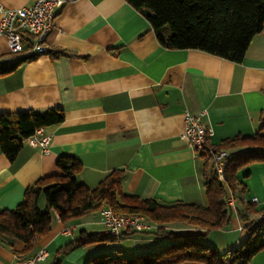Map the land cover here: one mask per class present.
<instances>
[{"label": "crops", "instance_id": "1", "mask_svg": "<svg viewBox=\"0 0 264 264\" xmlns=\"http://www.w3.org/2000/svg\"><path fill=\"white\" fill-rule=\"evenodd\" d=\"M33 2L0 0L7 8H27ZM45 45V54L0 76V116L58 108L64 120L36 132L37 138L49 137L47 152L27 140L12 163L0 152V210L14 209L28 187L57 174L60 156L80 160L78 180L87 188L122 170L126 195L162 206H206L204 159L181 139L185 113L202 114L210 147L250 137L264 120V28L241 62L233 63L198 50L163 48L146 19L124 0H69ZM9 57L0 36V61ZM236 178L235 191H228L234 205L229 226L200 230L203 242L220 254L242 243L248 224L264 211V162L246 166ZM38 208H46L43 197ZM168 229L188 226L175 223ZM81 232L105 234L98 212L66 222L54 214L49 232L26 253L19 240L0 237V264H22L40 250L47 253L40 264L56 259L59 264H85L101 253L91 244L73 246ZM133 243L132 256L161 246L150 238ZM65 246L67 252L58 256ZM247 264H264V250Z\"/></svg>", "mask_w": 264, "mask_h": 264}, {"label": "trees", "instance_id": "2", "mask_svg": "<svg viewBox=\"0 0 264 264\" xmlns=\"http://www.w3.org/2000/svg\"><path fill=\"white\" fill-rule=\"evenodd\" d=\"M124 1L146 19L163 48L198 50L233 63L241 62L253 37L264 28V0ZM32 59L10 54L9 58L0 61V76ZM63 120L64 113L58 108L1 115L0 152L12 163L25 140L38 130ZM234 150L239 151L226 153L224 180L219 182L211 156L220 151ZM199 154L204 159L206 206L184 203L162 206L155 200L126 195L121 190L122 170H114L97 186L87 188L78 180L82 171L80 160L73 156H60L55 161L57 174L38 179L28 187L22 202L14 209L0 210V237L19 240L26 253L49 232L54 214L61 222H66L99 212L105 206L117 215L142 216L153 223L155 229L126 231L119 237L81 232L74 247L113 242L135 233L152 234L169 241V245L158 248L154 253L135 256L94 255L85 264H179L189 261L247 264L264 250V218L251 221L247 226V238L223 254L207 246L202 238L211 230L229 226L233 212L226 205V199L228 191L232 194L238 185L237 172L254 162H264V120L252 136L224 140L218 146H207ZM40 197L46 203L44 211L38 208ZM175 223L184 224L188 229H168V225ZM68 248H61L57 255L65 254ZM54 264H59V259Z\"/></svg>", "mask_w": 264, "mask_h": 264}, {"label": "built area", "instance_id": "3", "mask_svg": "<svg viewBox=\"0 0 264 264\" xmlns=\"http://www.w3.org/2000/svg\"><path fill=\"white\" fill-rule=\"evenodd\" d=\"M69 0H34L30 7L7 8L0 3V36L7 42L9 54L21 57L34 58L45 54V42L50 34L58 12ZM201 115H184V131L181 139L195 152H204L211 133L201 124ZM49 137L37 138V133L27 139L32 147L40 148L42 153L47 152ZM226 152L212 154L214 172L219 182H223V173L226 167ZM256 202V200H252ZM226 205L233 208L232 198L226 199ZM99 216L105 228V234L119 237L126 231L144 232L155 229V226L144 217L138 215H117L111 209L103 206ZM264 218V211L258 219ZM47 257L45 250H40L32 258L22 264H40Z\"/></svg>", "mask_w": 264, "mask_h": 264}, {"label": "rangeland", "instance_id": "4", "mask_svg": "<svg viewBox=\"0 0 264 264\" xmlns=\"http://www.w3.org/2000/svg\"><path fill=\"white\" fill-rule=\"evenodd\" d=\"M136 238H141L143 240H148L150 238V239L156 240V242L159 245H161L160 247L162 248L169 245V242H167L166 240L160 239L159 237H156L152 234L135 233L121 240H117L113 242H107V241L97 242V243L91 244V246L92 248L99 251L101 254H108L112 257L121 256L122 254L125 256L126 255L132 256L133 252H131V250L134 247L133 240ZM138 245L140 244L138 243ZM119 251L122 252V254L118 253ZM154 252H151V253H154Z\"/></svg>", "mask_w": 264, "mask_h": 264}, {"label": "water", "instance_id": "5", "mask_svg": "<svg viewBox=\"0 0 264 264\" xmlns=\"http://www.w3.org/2000/svg\"><path fill=\"white\" fill-rule=\"evenodd\" d=\"M125 233V232H124Z\"/></svg>", "mask_w": 264, "mask_h": 264}]
</instances>
